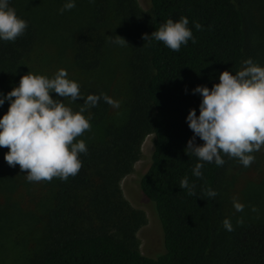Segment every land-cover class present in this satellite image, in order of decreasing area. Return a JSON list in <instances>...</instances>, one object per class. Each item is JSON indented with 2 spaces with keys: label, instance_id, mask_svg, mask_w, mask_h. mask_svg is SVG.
Returning <instances> with one entry per match:
<instances>
[{
  "label": "trees",
  "instance_id": "trees-1",
  "mask_svg": "<svg viewBox=\"0 0 264 264\" xmlns=\"http://www.w3.org/2000/svg\"><path fill=\"white\" fill-rule=\"evenodd\" d=\"M62 3L9 0L27 27L14 41H0V94L27 71L40 74V53L56 46L61 49L56 55L66 50L68 59L54 61L70 65L71 79L82 94L103 92L110 97L106 35L113 23L119 24L128 43L123 44L124 93L116 108L101 100L87 110L92 114L90 128L76 138L85 142L87 152L79 155L77 174L66 180L29 182L25 170L7 165V148L0 147V197L28 194L26 199L34 204L37 192L29 190L31 185L44 187L47 197L40 210L25 213L19 209L21 197L12 204L4 201L0 225L5 210L13 206L9 209L15 212V222L40 238L35 264H264V175L254 186L261 197L256 208L260 215H247L220 241L217 196L207 193L217 192L230 158L223 156L220 166L204 163L202 176L195 178L191 167L196 158L183 151L192 136L184 117L190 107L198 112L200 99L190 90L196 85L210 88L220 71L235 72L244 58L264 65V0H149L147 11L135 0H75L72 9L58 12ZM181 15L187 17L195 43L172 51L160 41L141 39V33L155 30L165 18L177 20ZM194 20L202 25L200 30L192 27ZM63 102L76 110L82 101L65 97ZM7 103L0 105V114ZM148 133L153 135L152 151L137 183L161 227L163 251L155 257L140 252L135 231L144 218L119 187ZM195 142L201 143L198 137ZM185 175L194 184L192 195L178 187ZM5 216L7 222L10 215Z\"/></svg>",
  "mask_w": 264,
  "mask_h": 264
},
{
  "label": "clouds",
  "instance_id": "clouds-1",
  "mask_svg": "<svg viewBox=\"0 0 264 264\" xmlns=\"http://www.w3.org/2000/svg\"><path fill=\"white\" fill-rule=\"evenodd\" d=\"M74 6L75 0H63L57 11ZM26 27L27 22L16 15L9 0H0V41H14ZM192 27L200 30L202 25L194 20ZM106 39L117 45L127 43L118 35H106ZM141 39L160 41L172 51H179L189 41L195 43L183 15L177 20L165 18L155 30L141 33ZM217 80L210 88L196 85L190 90L200 99L198 112L190 107L184 117L192 136L183 151L196 158L191 167L195 178L202 176L204 163L223 165V156L236 158L247 167L254 160L252 153L264 146V65L244 58L235 72L222 70ZM65 97L70 102H82L73 110L63 102ZM101 100L113 108L119 106L103 92L82 94L78 82L68 78L63 68L51 76L29 71L22 74L15 86L0 94V105L8 102L6 111L0 114V147L7 148L4 161L9 167L18 165L21 171L26 170L24 177L29 182L53 177L63 181L76 175L81 167L79 155L87 152L85 142L76 138L90 128L92 114L87 110ZM197 137L199 144L195 142ZM178 187L194 194V184L187 175L180 178ZM207 194L214 197L216 192L209 189ZM232 206L237 212L244 207L236 200ZM221 223L226 231L232 230L227 217Z\"/></svg>",
  "mask_w": 264,
  "mask_h": 264
},
{
  "label": "rangeland",
  "instance_id": "rangeland-1",
  "mask_svg": "<svg viewBox=\"0 0 264 264\" xmlns=\"http://www.w3.org/2000/svg\"><path fill=\"white\" fill-rule=\"evenodd\" d=\"M135 2L142 11H147L149 9V0H135ZM111 25L115 27L112 26L108 30L107 36L118 35L122 37L119 24L113 23ZM57 50L61 51L60 48L53 46L41 52L37 68L40 74L45 76H51L58 68H63L66 70L68 78L71 79L73 71H70V65L62 67L54 61L57 58L61 59L60 63H62L64 58L68 59V53L65 50L63 53L58 54L60 52L58 51L56 55ZM125 54L124 45H117L109 42L106 55L107 63L105 65L106 69L109 67L108 70L110 74L108 89L110 97L119 103L124 93L123 84L126 74L124 63ZM152 137V133H148L142 139L140 144V155L138 159L134 161L132 170L119 180V187L123 198L131 207L142 212L144 218V222L138 226L135 231V238L140 252L144 255L155 257L158 253L163 251L161 227L152 202L143 195L137 183L139 175L146 169L149 163L150 153L152 151ZM263 151L264 146H262L259 151L253 152L252 155L254 156V160L247 167L242 166L236 158H230V163L225 164L226 167L221 175L216 192V233H218V240L220 241L224 240L227 237L226 234L229 232L223 228L221 223L225 217L229 219L232 227H234L238 223L246 220L245 218L248 216L254 217L257 214L260 215V213L257 212L259 210L257 209L256 211V208L258 207V203L261 202V197H259L260 193L254 190V186L259 183L261 176L264 175ZM25 172L26 170L23 172V177ZM28 187L29 190L37 192L34 204L31 198L26 199L28 194L23 198V195L20 193L16 195L9 194L3 196V198L0 197V204L4 201L12 204L16 197H21L18 201L19 209L21 211L23 210L22 212H31L33 208L40 210L43 201L47 199L44 187H42V190L36 185ZM233 200L244 205L242 211H235L232 206ZM253 207L255 211L252 210ZM9 208H13V206ZM9 208L5 210V214L1 216L4 220L2 219L3 222L0 225V264H35L40 238L37 232L32 231L27 232L28 234L25 233L28 229L26 227L27 225L19 226V223L15 222V217L13 216L15 213L14 210H10ZM7 214L10 216L7 218L8 221L5 222V218L7 217L5 215Z\"/></svg>",
  "mask_w": 264,
  "mask_h": 264
}]
</instances>
